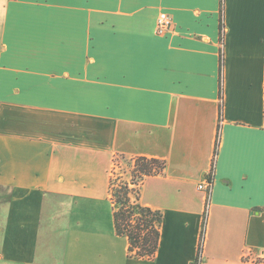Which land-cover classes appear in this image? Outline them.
I'll list each match as a JSON object with an SVG mask.
<instances>
[{"label": "crops", "instance_id": "0c3cea01", "mask_svg": "<svg viewBox=\"0 0 264 264\" xmlns=\"http://www.w3.org/2000/svg\"><path fill=\"white\" fill-rule=\"evenodd\" d=\"M223 4L222 39L221 0H0V264H197L204 222L199 264H264V0ZM121 157L166 162L152 259L115 228Z\"/></svg>", "mask_w": 264, "mask_h": 264}, {"label": "trees", "instance_id": "16d2710c", "mask_svg": "<svg viewBox=\"0 0 264 264\" xmlns=\"http://www.w3.org/2000/svg\"><path fill=\"white\" fill-rule=\"evenodd\" d=\"M224 0H221V38L224 36ZM131 165V178L119 177L120 183H110V194L114 205V223L117 234L127 237L133 256L139 259H152L159 248L163 214L140 203V187L144 180L151 176H159L165 172L166 162L159 159L136 157L128 160ZM112 177V176H111ZM135 195V198H132ZM205 222L200 242V250L204 241Z\"/></svg>", "mask_w": 264, "mask_h": 264}, {"label": "built area", "instance_id": "2783aa9c", "mask_svg": "<svg viewBox=\"0 0 264 264\" xmlns=\"http://www.w3.org/2000/svg\"><path fill=\"white\" fill-rule=\"evenodd\" d=\"M172 25H173L172 18L166 13H161L158 17V20H157V34L160 36L166 35L168 32H170L172 30ZM215 156H216V154H215ZM214 160H215V158H214ZM113 167H114V165H113ZM115 167L116 168L118 167V163H117V165H115ZM214 169H215V164L213 161V164H212V167L210 169L209 174L205 178L204 182H202L198 186L199 191H202V192L206 193V195H207L206 212H205L204 221H206V218H207V211H208V206H209L210 194H211V189L213 186ZM113 171H115V170H113ZM111 176L114 179V175L112 173H111ZM201 252H202V249L200 250V248H199V257H198L197 264H199L201 261L200 260L201 259V257H200Z\"/></svg>", "mask_w": 264, "mask_h": 264}, {"label": "rangeland", "instance_id": "374dc122", "mask_svg": "<svg viewBox=\"0 0 264 264\" xmlns=\"http://www.w3.org/2000/svg\"><path fill=\"white\" fill-rule=\"evenodd\" d=\"M118 163V167L116 168L115 165H117ZM116 168V169H115ZM115 170V171H113ZM113 171V172H112ZM111 173L114 175V179L111 177L112 179V184L117 186L120 183L119 177H125V179H130L131 178V165L126 162V161H122L121 159H118L115 161L114 167L112 169ZM132 198H135V195H132Z\"/></svg>", "mask_w": 264, "mask_h": 264}]
</instances>
